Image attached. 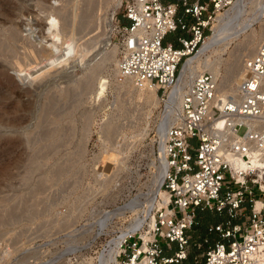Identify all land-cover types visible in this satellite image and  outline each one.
Returning <instances> with one entry per match:
<instances>
[{"label":"rangeland","instance_id":"1","mask_svg":"<svg viewBox=\"0 0 264 264\" xmlns=\"http://www.w3.org/2000/svg\"><path fill=\"white\" fill-rule=\"evenodd\" d=\"M1 1L9 3L4 13L14 12L13 23H19L23 35L41 42L38 24L46 21L40 0ZM262 1L256 0L257 12L264 7ZM47 2L60 5L59 0ZM87 2L71 0L70 6L77 26L89 20L81 40L95 45L88 57L91 65L102 62L94 74L90 76L79 60L51 72L41 83L34 78L46 70V62L24 72L0 71V264H96L121 233L137 221L148 224L153 215L147 200L162 151L163 129L158 126L169 100L148 93L140 97L138 89L125 88V81L117 79L120 35L115 29L119 20L126 21L124 0L119 6L117 0ZM234 3L218 16L231 12ZM254 28L259 30V24ZM178 35L184 34L171 33L166 41L177 43ZM245 36L205 56L218 64L219 85L231 75L230 64L238 56L243 65L248 58L240 46ZM42 44H50V38ZM112 54L115 59H110ZM102 79L107 81L103 94ZM88 83L92 88L86 91ZM229 94L233 92L221 96ZM245 216L235 222L246 221ZM197 218L196 239L206 234L209 224L226 221L228 215L206 210Z\"/></svg>","mask_w":264,"mask_h":264},{"label":"built area","instance_id":"2","mask_svg":"<svg viewBox=\"0 0 264 264\" xmlns=\"http://www.w3.org/2000/svg\"><path fill=\"white\" fill-rule=\"evenodd\" d=\"M124 2L126 21L115 29L118 80L156 88L164 100L179 84L186 60L213 34L217 12L231 4ZM178 28L187 34L178 38L180 47L166 41ZM244 70L236 95L217 99L218 79L210 71L197 75L186 92L176 89L180 107L161 145L168 166L162 188L169 200L155 207L152 225L122 238L114 259L98 256L96 264H264V38ZM206 210L225 211L228 219L209 224L196 239L198 213ZM241 216L246 221L235 222Z\"/></svg>","mask_w":264,"mask_h":264},{"label":"bare ground","instance_id":"3","mask_svg":"<svg viewBox=\"0 0 264 264\" xmlns=\"http://www.w3.org/2000/svg\"><path fill=\"white\" fill-rule=\"evenodd\" d=\"M87 1L89 4H91L93 0ZM232 1L234 0H230V2ZM121 2L122 0H117V5L119 6ZM262 2L264 4V1ZM59 3V6H54L53 4H49L47 0H40V11L44 16L46 23L38 24L40 27V33L42 35V41L38 42L33 38V36L23 35V31L19 23H13V17L15 16L14 12L13 14L4 13L6 6L9 3H5L3 1L0 2V71L2 73H5L9 69H13L18 72H24L28 71L27 69L31 68L33 65H36L37 67L40 64L46 62V70L34 78V82L38 81L41 83L51 72H59V70L64 69L66 66L72 65V63L78 60L82 63V67L84 65L86 66L85 69L90 73V76L102 66V62L95 66L91 65L92 60L89 61L88 57L91 55L94 49L92 47L93 44L91 45V40H86L85 37L81 40V36L83 35L82 33L88 30L90 27V23L88 22L89 20H87L85 23H80L79 26H77V23H73V17L76 18L77 14L75 13V10H73V7L71 8L70 6L71 0H59ZM255 4L256 0H235L234 7L232 8L231 12H226L225 14H220L219 16L217 14L219 17L217 21L218 25L212 27L213 35L211 34L212 36H208L205 43L196 55L189 57L186 60L182 66L179 84L172 89L171 93L169 94V99H163L164 102L167 100L169 101L166 102L167 111L162 123V125H164L162 141L165 139V128L174 122L180 107V101H178V98H175L174 95L176 89L180 90L181 93L186 92L193 79L206 70H210V72L218 79L219 69L217 62L213 63L209 60V57L205 58L209 52H214L223 47H227V44L230 40L240 39L242 35H246L240 46H242L247 52L248 57L253 56L256 53L258 46L264 38V7H262L257 12L255 9ZM89 9L91 8L89 7ZM91 11L93 12V10ZM84 13H86V11H84L83 14ZM87 14L90 15L89 12ZM87 14L86 16L89 17ZM85 19L87 18L85 17ZM239 23L244 24L241 26V28L237 29L236 27ZM256 24H259V30L254 28ZM49 38L50 44L43 45V40H47ZM84 39L86 42H84ZM88 41L90 43H88ZM115 55L116 54H112L110 59H115ZM242 60V56H238V58H236L235 61L230 64V71H228V73L230 72L231 75L223 79L220 85L218 83L217 99L223 97L221 94L227 91L233 92L232 95L237 94L238 85L240 80L243 78L245 71ZM115 73L117 75L119 73L118 62ZM119 82H124L123 86L125 88L129 89V87L132 85L134 88L138 89L140 91V97L148 93L149 95H157L161 98V95L157 93L156 88L149 86L138 87L130 78H126ZM234 84H237L235 89H233ZM100 86L101 94H103L107 86V81L102 79L100 81ZM91 88L92 83H88L86 91H89ZM44 108V115H46L49 109L48 104H45ZM85 139H88V135ZM85 148L86 146L84 147V150ZM160 156V164L157 167V172L154 176V186L152 193L150 199L147 200L149 212L154 210L155 207L161 208L162 206L166 205L169 200V194L162 188L165 173L168 168L163 150L161 151ZM150 219L148 224L152 225L154 216L152 215ZM143 222L144 221H137L135 224L131 225L129 229L121 233L122 235L119 238L117 237L118 239L113 240L111 243L109 242L110 247L108 243L107 247H109V250L105 255V258L114 259L118 253L117 249L122 238H124V236L129 232H134L141 229V227H143Z\"/></svg>","mask_w":264,"mask_h":264},{"label":"trees","instance_id":"4","mask_svg":"<svg viewBox=\"0 0 264 264\" xmlns=\"http://www.w3.org/2000/svg\"><path fill=\"white\" fill-rule=\"evenodd\" d=\"M176 1H178V0H176ZM179 31H181V32H183V34L184 35H178V37H177V43H174V45L176 46V47H179V45H178V38L180 37V36H187V34L181 29V28H178L175 32H173V33H176V32H179ZM167 40V39H166Z\"/></svg>","mask_w":264,"mask_h":264},{"label":"crops","instance_id":"5","mask_svg":"<svg viewBox=\"0 0 264 264\" xmlns=\"http://www.w3.org/2000/svg\"><path fill=\"white\" fill-rule=\"evenodd\" d=\"M168 2H177L176 0H167Z\"/></svg>","mask_w":264,"mask_h":264}]
</instances>
